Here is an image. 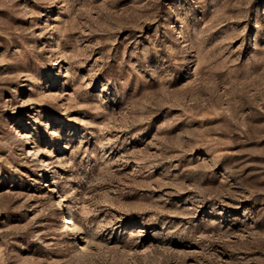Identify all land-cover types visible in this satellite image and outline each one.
Returning <instances> with one entry per match:
<instances>
[{
	"label": "rangeland",
	"instance_id": "rangeland-1",
	"mask_svg": "<svg viewBox=\"0 0 264 264\" xmlns=\"http://www.w3.org/2000/svg\"><path fill=\"white\" fill-rule=\"evenodd\" d=\"M0 264H264V0H0Z\"/></svg>",
	"mask_w": 264,
	"mask_h": 264
},
{
	"label": "bare ground",
	"instance_id": "bare-ground-1",
	"mask_svg": "<svg viewBox=\"0 0 264 264\" xmlns=\"http://www.w3.org/2000/svg\"><path fill=\"white\" fill-rule=\"evenodd\" d=\"M55 190L58 191L57 188ZM64 201H65L64 200V197L61 196V198L59 199V202L57 203V205H58V207L60 209H63L64 208ZM67 217H68V219L66 221V225H67V236L68 237L69 236H72V237H79V236H81V238H80V240L82 241L81 242V245H80V243H77L78 247L76 248L75 251L89 249L90 248V240L87 238V236L84 233L83 229L78 224V221H77V218H76V213L69 206H68V209H67Z\"/></svg>",
	"mask_w": 264,
	"mask_h": 264
}]
</instances>
